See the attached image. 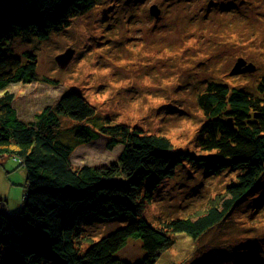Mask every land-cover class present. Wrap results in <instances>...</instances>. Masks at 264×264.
<instances>
[{
    "label": "rangeland",
    "instance_id": "rangeland-1",
    "mask_svg": "<svg viewBox=\"0 0 264 264\" xmlns=\"http://www.w3.org/2000/svg\"><path fill=\"white\" fill-rule=\"evenodd\" d=\"M153 4L161 8L158 18L150 14ZM99 17L105 21L97 25ZM8 44L24 60L29 54L36 57V79L7 88L14 93L13 105L21 118L33 120L44 106L74 89L95 106L101 119L164 132L176 150L200 155L205 152L197 136L205 116L198 98L208 84L224 83L252 96L260 92L264 0H97L89 11L73 13L46 39L17 31ZM68 50L71 59L61 67L56 57ZM240 57L253 62L255 69L232 74ZM74 123L63 117L62 134ZM109 145L110 138L103 135L77 142L73 166L110 164L123 146ZM4 157L0 208L16 214L24 205L26 170L20 159ZM238 173L208 174L185 162L157 187L144 216L156 226L194 216L220 201ZM86 224L79 237L83 250L123 221L88 218ZM173 238V246L156 264H264V173L251 195L200 238L185 233ZM141 244L130 238L119 255L135 260L141 256Z\"/></svg>",
    "mask_w": 264,
    "mask_h": 264
},
{
    "label": "trees",
    "instance_id": "trees-1",
    "mask_svg": "<svg viewBox=\"0 0 264 264\" xmlns=\"http://www.w3.org/2000/svg\"><path fill=\"white\" fill-rule=\"evenodd\" d=\"M96 2L0 0V157L20 159L27 183L20 211L9 214L0 208V264H156L173 246V234L200 238L251 195L264 173V76L256 96L224 83L208 84L198 98L205 116L197 136L205 152L200 155L176 150L164 132L101 119L74 89L44 106L33 120L19 116L7 88L35 80L37 63L34 54L24 60L12 52L8 39L17 31L46 39L73 13L89 11ZM63 117L75 122L66 135ZM101 135L110 138L109 146L122 144L118 158L101 166H73L74 145ZM185 162L208 174L239 173L221 200L206 210L156 226L144 216L145 205ZM88 218L123 224L83 250L79 237ZM130 238L142 243L135 260L119 255Z\"/></svg>",
    "mask_w": 264,
    "mask_h": 264
},
{
    "label": "water",
    "instance_id": "water-1",
    "mask_svg": "<svg viewBox=\"0 0 264 264\" xmlns=\"http://www.w3.org/2000/svg\"><path fill=\"white\" fill-rule=\"evenodd\" d=\"M161 9L157 4H153L150 6V14L158 18L160 16ZM67 52V51H66ZM68 53H71V50H68ZM57 61L59 62L61 67H65L68 59L66 58L65 54H61L56 57ZM255 69V64L252 62H248L245 58L240 57L238 58V61L235 65V67L232 69L231 73L236 74L244 71H253Z\"/></svg>",
    "mask_w": 264,
    "mask_h": 264
},
{
    "label": "bare ground",
    "instance_id": "bare-ground-1",
    "mask_svg": "<svg viewBox=\"0 0 264 264\" xmlns=\"http://www.w3.org/2000/svg\"><path fill=\"white\" fill-rule=\"evenodd\" d=\"M161 9V8H160ZM105 20H103V19H101L100 17L96 20V22H97V25H100L102 22H104ZM96 25V26H97ZM94 36L96 37V38H100V37H98L97 35H95L94 34ZM65 54V56H66V58L68 59V61L71 59L70 58V54L68 53V51L67 52H65V53H63V55ZM16 109V108H15ZM17 110V109H16ZM18 112V111H17Z\"/></svg>",
    "mask_w": 264,
    "mask_h": 264
},
{
    "label": "crops",
    "instance_id": "crops-1",
    "mask_svg": "<svg viewBox=\"0 0 264 264\" xmlns=\"http://www.w3.org/2000/svg\"><path fill=\"white\" fill-rule=\"evenodd\" d=\"M3 161H4V159H3ZM1 162V161H0Z\"/></svg>",
    "mask_w": 264,
    "mask_h": 264
},
{
    "label": "clouds",
    "instance_id": "clouds-1",
    "mask_svg": "<svg viewBox=\"0 0 264 264\" xmlns=\"http://www.w3.org/2000/svg\"><path fill=\"white\" fill-rule=\"evenodd\" d=\"M253 63V62H252Z\"/></svg>",
    "mask_w": 264,
    "mask_h": 264
}]
</instances>
